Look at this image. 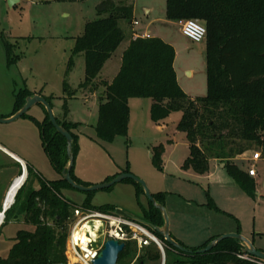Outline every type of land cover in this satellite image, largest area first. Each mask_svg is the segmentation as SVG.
Wrapping results in <instances>:
<instances>
[{"label": "rangeland", "instance_id": "374dc122", "mask_svg": "<svg viewBox=\"0 0 264 264\" xmlns=\"http://www.w3.org/2000/svg\"><path fill=\"white\" fill-rule=\"evenodd\" d=\"M99 1L19 0L9 6L6 0H0V116L12 115L16 98L26 97V92L42 95L56 120L66 122L69 133L75 135L73 171L80 181L84 185L98 184L111 179L114 174L132 173L145 182L152 194L162 191L160 201L167 211L171 234L177 226L184 235L197 241L207 236L211 223L215 229L231 228L235 229L233 232H237L239 223V233L247 238H252L259 230L264 232V159H259L260 150L256 145H252L240 159H233L246 171L252 166L256 171L253 194H248L230 177L224 162L219 160L223 167L211 166L208 174H199L192 168L182 169L188 149L184 133L177 130L181 112L172 111L164 119L154 122L150 118L149 98L132 97L129 100L126 135L116 136L110 142L97 138L93 126L97 120L98 101L79 88L84 78V57L72 50L74 38L82 33L85 22L97 17L95 5ZM116 1L126 3L132 12L134 8V15L131 13L129 20L121 21L123 28L129 29L130 21L136 17L140 28L147 25L146 29L156 37L170 43L175 50V69L183 89L195 96L204 95L206 37L201 42L185 37L178 20L166 19L165 0ZM146 9H150L148 15ZM126 42L127 36L102 67L105 78L116 73ZM9 113L12 114L7 116ZM31 117L43 120L45 107L38 103L14 121L0 122V141L22 156L41 177L56 179L60 174L51 164L42 146L39 129ZM159 143L164 145L162 169H158L152 160V146ZM9 158L0 151V188L7 182L5 169L12 164ZM30 181L26 183L28 188L39 184L36 176ZM64 192L78 206L84 204V191L68 187ZM209 198L222 210L233 214L238 222L226 212L208 205ZM89 202L94 208L107 204L118 207L136 219H143L144 209L149 207L144 192H136L130 179L91 191ZM174 209H178L179 215L173 212ZM188 212L196 214L188 215ZM184 221L188 225L197 224V230H191L189 226L186 229ZM20 229H32L23 222V215L1 226L0 259L8 255ZM161 244L164 251L162 241ZM199 244L188 247L195 249ZM132 248L136 249L137 255L140 248L137 245ZM136 255L120 258L116 264H137ZM172 260L173 257L168 256L167 262ZM161 263L162 254L160 263L154 264Z\"/></svg>", "mask_w": 264, "mask_h": 264}, {"label": "trees", "instance_id": "16d2710c", "mask_svg": "<svg viewBox=\"0 0 264 264\" xmlns=\"http://www.w3.org/2000/svg\"><path fill=\"white\" fill-rule=\"evenodd\" d=\"M95 11L97 17L87 20L82 33L74 38L72 52L82 53L84 57V78L79 88L89 93L99 90L96 96L98 114L93 126L97 138L110 142L116 136L126 135L129 98H149L150 118L154 122L164 119L172 111L181 112L177 130L184 133L188 143V155L181 164L182 169L192 168L199 174H207L210 162L219 160L224 162V168L238 186L253 194L252 178L233 159L246 154L252 145L259 148V156L264 158V58L261 57L264 0H165L166 19L193 18L206 29V93L194 97L187 95L176 80L173 46L156 36L130 37L121 52L115 75L110 80L101 79L104 63L127 36L121 21L129 20L132 11L126 3L116 0H100ZM31 94L26 92L24 96ZM24 99L16 98L13 112L24 104ZM31 118L39 129L50 162L60 176L45 179L31 165H26L27 177L17 189L14 202L4 211L0 228L4 222L23 215V222L32 229L18 230L8 255L0 259V263L67 264L65 243L72 210L78 205L64 192L72 187L61 176L67 162L66 142L48 120L46 110L43 120ZM57 123L69 131L66 122ZM71 135L74 156L75 135ZM152 150L154 165L162 169L163 144L152 146ZM70 175L83 184L75 175L73 165ZM33 176L39 182L36 189L26 185ZM134 184L136 192H143L140 184ZM85 193V202L80 207L94 208L89 202L91 191ZM152 195L161 203L162 193ZM209 200L208 205L219 210L211 198ZM113 208L107 204L95 209L108 211ZM138 220L164 243V264H264V260L254 256L239 258L241 243L231 238L221 240L204 253L195 250L214 237L195 249L175 238L193 252L176 249L151 228L150 225H161L162 218L150 201L149 207L144 209L143 219ZM133 242H125L118 259L136 255V249L132 248L136 243ZM168 256L173 260L167 262ZM136 259L137 264L160 263L161 252L154 242H150L140 248Z\"/></svg>", "mask_w": 264, "mask_h": 264}, {"label": "built area", "instance_id": "2783aa9c", "mask_svg": "<svg viewBox=\"0 0 264 264\" xmlns=\"http://www.w3.org/2000/svg\"><path fill=\"white\" fill-rule=\"evenodd\" d=\"M132 23L136 26L139 22L134 19ZM177 23L179 24L181 33L191 41L201 42L204 40L206 29L197 19H181L178 20ZM133 37L147 38L151 37V35L145 30H135L133 32ZM253 158L257 159L258 157L254 156ZM247 173L252 177L256 175L253 166L247 169ZM16 179L17 177L13 182ZM8 191L6 192L4 200ZM91 220H98L103 223V238L99 246L93 245L88 231L85 233L86 240L84 241L81 237L79 238L75 232L76 229L82 227L85 222ZM108 238L116 239L119 242H124V244L128 241H134L139 248L149 245L150 242H154L158 246V240L161 242V240L149 230L146 224L125 214L123 210L118 207H114L111 211H104L95 208L76 206L72 210V219L70 221V228L65 243L64 253L67 258V264H93V260L102 248L104 241ZM237 256L243 259H250V255L242 252L237 254Z\"/></svg>", "mask_w": 264, "mask_h": 264}, {"label": "water", "instance_id": "95a60500", "mask_svg": "<svg viewBox=\"0 0 264 264\" xmlns=\"http://www.w3.org/2000/svg\"><path fill=\"white\" fill-rule=\"evenodd\" d=\"M18 1L19 0H6L7 4L9 6L14 5ZM261 57L264 58V50L261 53ZM38 103L45 107V110H46L47 116H48V120L54 126L56 131L59 132L65 138L67 162L61 171V176L63 179L66 180V182L68 184H70L73 188H75L77 190L89 192V191L109 187V186L113 185L114 183L119 182V181L124 180V179L133 180L134 182L140 184V186L142 187L143 192H144L145 196L147 197V199L150 201L152 206L154 208H156L161 214L162 224L159 226L158 225H150L151 228L154 231H156L163 238L164 241L170 243L176 249H178L184 253L193 252L192 249L185 247L179 241H177L175 238L172 237V235L170 233V221H169V217H168V214H167L165 207L163 206L162 203L158 202L155 199V197L152 195V193L149 191L148 187L146 186L145 182L143 180L139 179L138 177L134 176L132 173L121 172V173L116 174L110 180H106L102 183L91 184V185H84V184L78 183L71 177L70 170H71V167L73 165V159H74L73 152H72L73 137L69 133L68 130H66L62 125L57 123L56 118L53 115V112H52L50 105L44 99V97L42 95L31 94V95L26 96L24 99V104L16 112H14L12 115H10L9 117H1L0 116V122L1 123L12 122V121L18 119L19 117H21L24 113H26V111L30 107H32L33 105L38 104ZM4 201H3L2 206H1L3 217H4V211L7 208H9V206L14 202V200L12 201V203L8 207H4ZM228 238L236 239L241 243V246H242L241 252L242 253H245V254H248L250 256H254L256 258L264 260V250L256 248L249 238L243 236L239 232H230V233H224V234L217 235L214 238H212L210 241H208L205 246L196 249L195 252L196 253L207 252L210 249H212L218 242H220L223 239H228ZM158 244H159L158 247H159L161 254H162V263L161 264H164V251H163L162 244L159 240H158ZM124 246H125L124 242H119L118 240L113 239V238L106 239L103 243L102 248L98 252L96 258L93 260V264H116L117 260H118V256H119L120 252L123 250Z\"/></svg>", "mask_w": 264, "mask_h": 264}, {"label": "crops", "instance_id": "0c3cea01", "mask_svg": "<svg viewBox=\"0 0 264 264\" xmlns=\"http://www.w3.org/2000/svg\"><path fill=\"white\" fill-rule=\"evenodd\" d=\"M133 15H134V8H133ZM145 13L148 15L149 13H150V9H146L145 10ZM134 19H136V17H134V18H132V20H134ZM132 20L130 21V26L128 27L129 29H126V28H124V31H125V34L127 35V37H128V40H127V42H126V44L124 45V47L125 46H127V44H128V41H129V38L131 37V38H133L132 36H133V32L136 30V31H143V30H145V31H148L149 32V34L151 35V36H156V35H154L153 33H151L148 29H146L148 26L146 25V27L145 28H140L139 27V23H138V25H136V26H134L133 25V23H132ZM137 20V19H136ZM139 22V21H138ZM163 39V38H162ZM121 55V54H120ZM110 59V58H109ZM108 59V60H109ZM107 60V61H108ZM107 61L105 62V63H107ZM119 62H120V59H119ZM104 63V64H105ZM173 65H174V70H175V73H176V80H177V82H178V84H179V86L182 88V90L187 94V95H189L190 97H194L195 95H192V94H189V93H187L184 89H183V84H181V79H180V76L178 75V73H177V70L175 69V64L173 63ZM104 66V65H103ZM118 67H119V63H118ZM118 67H117V70H118ZM117 72V71H116ZM115 75V74H114ZM113 75V76H114ZM189 75H191V72H189ZM112 76V77H113ZM112 77H110V78H105L104 77V75L102 74V70H101V73H100V78L102 79V78H104V79H108V80H110ZM89 93V92H88ZM97 94H98V91H96V92H93V93H90L89 95L90 96H94V97H96L97 96ZM197 96V95H196ZM97 99V98H96ZM131 98H129V100H130ZM129 100H128V104H129ZM11 113H9V114H7V115H10ZM168 142H170V140H168ZM186 143H187V141H186ZM164 146V145H163ZM187 149H188V143H187ZM0 151H2V152H5L10 158V160H12V164L10 165L9 164V166H7V168L5 169L6 171V174H7V177H6V179H5V181H7V182H5V184L3 185V186H1V188H0V204H1V206H2V203H3V200H4V197H5V195H6V192L8 191V189H9V187H10V185H11V183L13 182V180L17 177V178H19V177H21V178H23L22 179V181H21V183H20V185H22L23 183H24V181H25V179H26V177H27V168H26V165H27V162H26V160L22 157V156H20L19 154H17L14 150H12L11 148H9L6 144H4L3 142H1L0 141ZM187 155H188V153H187ZM186 155V156H187ZM185 156V157H186ZM185 157H184V159H185ZM183 159V160H184ZM239 159H240V157H239ZM259 159H264V158H259ZM259 159H256V160H259ZM183 162V161H182ZM211 166H220V167H223V165H222V163H220L218 160H212L211 162H210V167ZM33 168V167H32ZM34 171H36L35 169H34ZM37 172V171H36ZM208 174V173H207ZM77 176V175H76ZM256 176V175H255ZM78 177V176H77ZM79 178V177H78ZM250 178H252V180L254 179V177H252V176H250ZM6 183H8V186H6L7 184ZM14 183V182H13ZM15 184V183H14ZM13 185V184H12ZM20 185H18V188L20 187ZM6 186V187H5ZM38 186H39V184L38 185H35V186H33L34 187V189H36V188H38ZM12 187V186H11ZM11 187H10V189H11ZM17 188V189H18ZM9 189V190H10ZM159 193H162V191H158ZM158 192H156V193H158ZM16 193V192H15ZM13 199H14V197H13ZM13 201V200H12ZM12 203V202H11ZM10 203V204H11ZM217 206V205H216ZM8 207V206H7ZM115 207V206H114ZM218 207V206H217ZM219 208V210H221V211H223V212H226L227 214H229L230 216H232L234 219H235V221H237L238 222V220H237V218L233 215V214H231V213H229V212H227V211H225V210H222L220 207H218ZM178 209H174L173 210V212L177 215H179V211H177ZM189 213L190 214H192V215H195L196 213H194V212H188L187 214L189 215ZM207 217V216H206ZM11 221H13V220H11ZM184 223H185V221H184ZM186 224V223H185ZM188 226L189 227H191V230H194V231H196L197 230V224H195V226L194 225H188V224H186V229L188 228ZM192 227H194V228H192ZM182 228V227H181ZM233 231H235V229H231V228H226V229H215L214 227H213V223H211V227H210V229H208V234H207V236H205V238L202 240V239H200V240H197V241H195L194 239L195 238H193L192 236H189V235H184L182 232H181V230H179L178 228H177V226H175V229H174V233L173 234H171V235H173V237L174 238H176V239H178L179 241H181L183 244H185V245H196V244H199V243H204L205 241H207L208 239H210V238H212V237H215V236H217V235H220V234H222V233H226V232H233ZM236 231H238L239 232V223H238V226H237V229H236ZM170 233H171V230H170ZM264 234V232H262L261 230H259V231H257L254 235H253V237L252 238H249L251 241H252V243L254 244V246L256 247V248H259V249H264V241L262 240V235ZM256 237V238H255ZM257 240V243L255 242ZM200 245V244H199ZM164 259H165V257H164ZM164 263H165V260H164Z\"/></svg>", "mask_w": 264, "mask_h": 264}, {"label": "bare ground", "instance_id": "6f19581e", "mask_svg": "<svg viewBox=\"0 0 264 264\" xmlns=\"http://www.w3.org/2000/svg\"><path fill=\"white\" fill-rule=\"evenodd\" d=\"M22 179L23 178L19 177L14 181L15 184L13 183L11 189L8 191V194L5 198L4 207L9 206L10 203L12 202L15 192L18 188V185H20ZM2 221H3V214L1 210L0 211V225ZM87 231L89 232L90 238L93 241V245L99 246L103 238V223L98 220L87 221L82 225V227L76 229L75 232L77 236H79V238L81 237L82 240L84 241L86 240L85 233Z\"/></svg>", "mask_w": 264, "mask_h": 264}]
</instances>
